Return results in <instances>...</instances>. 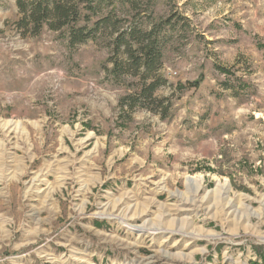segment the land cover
I'll return each mask as SVG.
<instances>
[{"label":"rangeland","instance_id":"374dc122","mask_svg":"<svg viewBox=\"0 0 264 264\" xmlns=\"http://www.w3.org/2000/svg\"><path fill=\"white\" fill-rule=\"evenodd\" d=\"M16 1L0 0V264H264V0H113L125 26L176 23L164 113L119 109L138 79L111 73L109 31L24 36Z\"/></svg>","mask_w":264,"mask_h":264},{"label":"trees","instance_id":"16d2710c","mask_svg":"<svg viewBox=\"0 0 264 264\" xmlns=\"http://www.w3.org/2000/svg\"><path fill=\"white\" fill-rule=\"evenodd\" d=\"M16 3L20 16L15 23L24 36L40 35L45 29L61 32L67 46L74 48L109 31L113 52L126 55L125 61L113 63L111 73L114 77L131 75L138 79L134 90L120 98L119 109L132 113L142 107L162 112L164 99L155 94L168 83L160 74L164 56L162 33L167 27L175 29L172 19L145 28L133 18L125 26L126 20L118 14L119 7L113 0H17Z\"/></svg>","mask_w":264,"mask_h":264}]
</instances>
